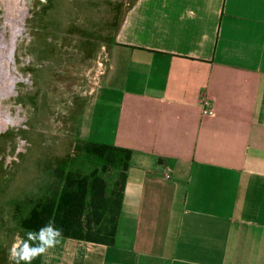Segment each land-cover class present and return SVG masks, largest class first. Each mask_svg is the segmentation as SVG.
<instances>
[{
  "label": "crops",
  "instance_id": "obj_1",
  "mask_svg": "<svg viewBox=\"0 0 264 264\" xmlns=\"http://www.w3.org/2000/svg\"><path fill=\"white\" fill-rule=\"evenodd\" d=\"M119 20L79 125L133 152L115 243L61 237L32 263L264 264V0H134Z\"/></svg>",
  "mask_w": 264,
  "mask_h": 264
},
{
  "label": "rangeland",
  "instance_id": "obj_2",
  "mask_svg": "<svg viewBox=\"0 0 264 264\" xmlns=\"http://www.w3.org/2000/svg\"><path fill=\"white\" fill-rule=\"evenodd\" d=\"M133 1L0 0V180L7 195L51 178L41 159L83 173L94 167L74 145L84 107L108 71L117 23ZM0 202V246H8L2 227L15 225L12 201ZM24 233L15 230L12 241Z\"/></svg>",
  "mask_w": 264,
  "mask_h": 264
},
{
  "label": "trees",
  "instance_id": "obj_3",
  "mask_svg": "<svg viewBox=\"0 0 264 264\" xmlns=\"http://www.w3.org/2000/svg\"><path fill=\"white\" fill-rule=\"evenodd\" d=\"M74 152L92 159L94 167L83 173L55 165L52 159H41V170L50 171L51 178H44L42 185L37 183L25 191L20 188V193L15 190L12 196L4 193L8 185L0 180V197L12 201L15 224L2 227L10 240L8 246H0V264H8V248L15 230H38L50 220L63 230L62 237L109 246L115 243L133 152L130 148L82 139L75 143ZM111 174L116 175L113 181L109 180ZM2 207L0 202V210ZM2 220L0 215V226Z\"/></svg>",
  "mask_w": 264,
  "mask_h": 264
},
{
  "label": "clouds",
  "instance_id": "obj_4",
  "mask_svg": "<svg viewBox=\"0 0 264 264\" xmlns=\"http://www.w3.org/2000/svg\"><path fill=\"white\" fill-rule=\"evenodd\" d=\"M62 235L63 230L51 220L38 230H27L24 237L16 234L8 248L10 264H32L33 260L56 247Z\"/></svg>",
  "mask_w": 264,
  "mask_h": 264
},
{
  "label": "built area",
  "instance_id": "obj_5",
  "mask_svg": "<svg viewBox=\"0 0 264 264\" xmlns=\"http://www.w3.org/2000/svg\"><path fill=\"white\" fill-rule=\"evenodd\" d=\"M203 114L204 115H213L214 111L213 109L209 106L208 100L205 99V101L203 102ZM167 177H169L168 174H166Z\"/></svg>",
  "mask_w": 264,
  "mask_h": 264
},
{
  "label": "bare ground",
  "instance_id": "obj_6",
  "mask_svg": "<svg viewBox=\"0 0 264 264\" xmlns=\"http://www.w3.org/2000/svg\"><path fill=\"white\" fill-rule=\"evenodd\" d=\"M19 18H20V16H19ZM2 50H3V49H2ZM3 52H4V51H3ZM1 54H3V53H1ZM5 55H6V54H5ZM5 55H4V56H5ZM4 56H3V57H4ZM1 58H2V57H1ZM6 60H7V59H6ZM2 61H3V60H2ZM4 65H5V62H4ZM3 70H4V69H3ZM2 75H3V74H2ZM9 77H10V76H9ZM2 78H3V77H2ZM5 78H6V77H5ZM4 80L6 81V79H4ZM4 80H2V81H4ZM4 85H5V84H4ZM1 87H2V86H1ZM6 87H7V86H6ZM9 87H10V86H9ZM6 90H9V89H6ZM4 121H5V120H4ZM2 124H3V122H2ZM2 124H1V125H2Z\"/></svg>",
  "mask_w": 264,
  "mask_h": 264
}]
</instances>
